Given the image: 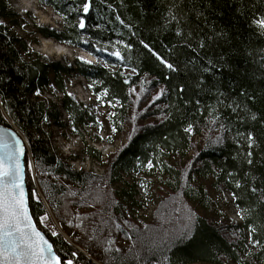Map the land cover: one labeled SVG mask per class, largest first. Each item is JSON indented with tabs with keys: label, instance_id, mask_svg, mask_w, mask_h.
<instances>
[{
	"label": "trees",
	"instance_id": "1",
	"mask_svg": "<svg viewBox=\"0 0 264 264\" xmlns=\"http://www.w3.org/2000/svg\"><path fill=\"white\" fill-rule=\"evenodd\" d=\"M38 1L63 19L60 30L31 23L12 0H0V124L26 142L31 214L54 247L76 264H264V30L256 23L264 0H92L87 13L85 0ZM29 26L24 35L17 31ZM40 37L98 62L62 66L35 50ZM117 50L123 59L112 55ZM74 74L110 105L121 138L107 155L89 149L102 174L75 170V158L56 147L65 113L98 126L90 108L67 94L63 80ZM52 84L63 93L59 102L42 95ZM248 133L256 137L252 148ZM131 174L160 178L149 221L133 213L134 196L116 186ZM214 193L224 202L232 197L241 222L228 218ZM49 211L64 233L75 232L73 243ZM45 214L50 225L38 222ZM190 216L192 237L181 242Z\"/></svg>",
	"mask_w": 264,
	"mask_h": 264
},
{
	"label": "rangeland",
	"instance_id": "2",
	"mask_svg": "<svg viewBox=\"0 0 264 264\" xmlns=\"http://www.w3.org/2000/svg\"><path fill=\"white\" fill-rule=\"evenodd\" d=\"M14 9L25 16L31 21V23H38L41 25L51 26L52 28L61 29V25L55 20L56 14L50 8L42 7L38 0H12ZM27 5L29 7H27ZM34 9L36 13L29 9ZM28 10V11H27ZM31 26L27 31L17 30L20 35H24L31 31ZM35 50L41 53L48 59H52L55 62H60L62 66L69 67L77 59V54H83L81 50H72L71 48H62L58 42L54 40L39 38V43L35 45ZM86 56V55H85ZM78 74L67 76L64 78L63 83L67 90L68 96L76 103H79L77 97H75V90H80L81 82ZM69 93L71 95H69ZM46 98L59 102L63 99V93L60 92L54 84H52L46 92L42 94ZM40 95V96H42ZM77 100V101H76ZM96 100L100 102V106H92L90 108V114L94 117L98 126H94L90 120L85 124L81 122H75L72 115L65 113L63 116L64 127L56 129V147L58 152L64 157L75 158L72 160V167L79 170L92 171L94 173H104V165L95 159L88 156L90 148L95 149L102 155L114 151L120 144V135L117 134L109 119V107L106 102H101L100 97ZM31 171L34 173V167L31 163ZM122 182L117 183V187L123 188L129 195L134 196L135 201L138 203L134 207L133 213L140 216L142 220L149 221L154 206L158 203L160 198L158 183L160 178H148L143 175H130L122 177ZM216 201L223 206V211L226 213L231 221L241 222V218L233 205V199L229 194H226L225 201L222 200V196L215 194ZM143 205H146L145 209H142ZM50 219L54 223L55 227L63 233L69 242L73 243V237L75 232L68 231V235L62 231L57 222L53 218V214L49 211ZM48 225V220L46 221ZM250 249L254 250V246L250 245ZM233 264V263H230Z\"/></svg>",
	"mask_w": 264,
	"mask_h": 264
},
{
	"label": "snow or ice",
	"instance_id": "3",
	"mask_svg": "<svg viewBox=\"0 0 264 264\" xmlns=\"http://www.w3.org/2000/svg\"><path fill=\"white\" fill-rule=\"evenodd\" d=\"M92 0H85L83 3V12H89ZM173 19H176L173 16ZM256 23L264 30V18L259 19ZM0 25H6L4 20H0ZM84 22L81 20L80 27L83 28ZM177 34L181 35L182 30L178 29ZM191 36V32H189ZM189 48L190 43L185 41ZM145 47H149L145 45ZM206 47L203 39L198 44L199 49ZM106 51V49H102ZM162 64L172 72L179 71L176 64L170 62L159 53H154ZM112 55L123 59L120 52L117 50ZM212 65V61H208ZM211 67H205L204 72H210ZM203 77H201V81ZM161 89V94H163ZM39 94V93H38ZM69 95H71L69 93ZM198 103V102H197ZM48 119L47 116L44 117ZM253 119H256L253 116ZM189 126L187 131H191ZM248 147L252 148L256 144V137L252 133L247 134ZM24 155V146L21 141L15 137L14 133L3 134L0 129V264H76L72 258H68L62 254V250L54 247V242H50L46 238L45 233L37 227V221H34L29 213L28 199L24 189V165L21 162V157ZM247 163L253 164V151L247 152ZM236 186L240 187L237 181ZM257 188H252V192H257ZM232 196L239 199L237 193L233 192ZM38 199V197H37ZM243 218V217H242ZM189 223L186 225V231L182 232L177 240L183 241L191 239L195 218L190 216ZM48 220L45 214L38 221L44 224ZM251 232L255 233L256 228H251ZM52 236H59V233L52 231ZM173 241L172 243H175ZM255 244H260L259 240L253 241ZM112 243V241H109ZM118 250V249H117ZM166 251H171V244L168 245ZM71 257H76V252L70 253ZM168 260L167 255L164 256Z\"/></svg>",
	"mask_w": 264,
	"mask_h": 264
},
{
	"label": "water",
	"instance_id": "4",
	"mask_svg": "<svg viewBox=\"0 0 264 264\" xmlns=\"http://www.w3.org/2000/svg\"><path fill=\"white\" fill-rule=\"evenodd\" d=\"M0 129L3 130V134H11V133H14L15 134V137L18 138L21 141V143L23 144V146H24V155L21 157V162L24 165V189H25V193H26L27 199H28V190H27V183H26V164H25V158H26V154H27V145H26V142L21 137V135L18 133V131L16 129H14V128L8 127V126H4V125L0 124ZM28 208H29V213L32 216L31 210H30V205H29V199H28ZM32 218H33V216H32ZM46 238H48V237L46 236Z\"/></svg>",
	"mask_w": 264,
	"mask_h": 264
},
{
	"label": "bare ground",
	"instance_id": "5",
	"mask_svg": "<svg viewBox=\"0 0 264 264\" xmlns=\"http://www.w3.org/2000/svg\"><path fill=\"white\" fill-rule=\"evenodd\" d=\"M27 7H29L28 5H27ZM29 10H31L32 12H34V13H36V11L32 8V9H29ZM142 173H146V172H142ZM51 218V217H50ZM53 218H54V220L57 222V220L55 219V217L53 216ZM54 224V223H53ZM57 225H59L58 224V222H57Z\"/></svg>",
	"mask_w": 264,
	"mask_h": 264
}]
</instances>
